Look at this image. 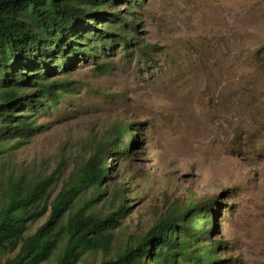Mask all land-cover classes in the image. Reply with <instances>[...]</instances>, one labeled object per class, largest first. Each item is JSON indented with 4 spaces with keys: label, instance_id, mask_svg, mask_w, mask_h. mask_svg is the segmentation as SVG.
I'll list each match as a JSON object with an SVG mask.
<instances>
[{
    "label": "rangeland",
    "instance_id": "374dc122",
    "mask_svg": "<svg viewBox=\"0 0 264 264\" xmlns=\"http://www.w3.org/2000/svg\"><path fill=\"white\" fill-rule=\"evenodd\" d=\"M133 9L147 56L118 43L99 52L104 71L80 58L66 73L71 88L40 111V130L0 156V171L57 170V191L98 142L140 123L131 155L113 159L105 178L101 201L122 188L128 206L116 239L147 231L171 205L217 197L221 264H264V0H141Z\"/></svg>",
    "mask_w": 264,
    "mask_h": 264
},
{
    "label": "trees",
    "instance_id": "16d2710c",
    "mask_svg": "<svg viewBox=\"0 0 264 264\" xmlns=\"http://www.w3.org/2000/svg\"><path fill=\"white\" fill-rule=\"evenodd\" d=\"M140 1L0 0V156L42 128L38 114L71 88L66 73L80 58L104 71L99 52L106 55L118 43L126 55L147 56L152 44L139 35L133 9ZM139 130L140 123L120 125L57 191V170L39 177L15 167L0 171V256L9 255L3 264L52 257L55 264H221L211 234L217 197L171 205L147 231L116 239L113 229L122 225L128 206L122 188L109 204L101 201L105 178L113 159L131 155ZM98 252L99 262L89 258Z\"/></svg>",
    "mask_w": 264,
    "mask_h": 264
}]
</instances>
